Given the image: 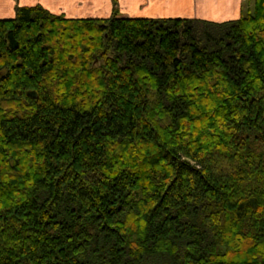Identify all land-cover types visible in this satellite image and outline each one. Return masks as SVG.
<instances>
[{"label": "trees", "instance_id": "1", "mask_svg": "<svg viewBox=\"0 0 264 264\" xmlns=\"http://www.w3.org/2000/svg\"><path fill=\"white\" fill-rule=\"evenodd\" d=\"M245 6L0 19V264H264V0Z\"/></svg>", "mask_w": 264, "mask_h": 264}, {"label": "crops", "instance_id": "2", "mask_svg": "<svg viewBox=\"0 0 264 264\" xmlns=\"http://www.w3.org/2000/svg\"><path fill=\"white\" fill-rule=\"evenodd\" d=\"M213 2L212 5L207 2ZM244 1V0H243ZM242 0H118L119 13L129 18H205L241 14ZM41 5L55 15L71 19H108L110 0H0V19H11L18 7ZM215 7V8H214ZM212 12H209V9Z\"/></svg>", "mask_w": 264, "mask_h": 264}, {"label": "rangeland", "instance_id": "3", "mask_svg": "<svg viewBox=\"0 0 264 264\" xmlns=\"http://www.w3.org/2000/svg\"><path fill=\"white\" fill-rule=\"evenodd\" d=\"M110 1L112 3V6H113V11L115 9L120 10L118 0L116 3H114L112 0H110ZM212 3L213 2H210V1L207 2V4H209V5H212ZM242 4L243 5H241V8L245 5H246L245 8L252 6V0H244ZM35 6H37V5H35ZM209 12H212L211 8L209 9ZM123 17H125V16H123ZM241 17H242V15L240 14L239 16H230V17L215 16V17H207V19H205V18H187V19H197V20L210 21V22H216V23H225V22L239 20ZM127 18H129V17H127ZM148 19H165V18H148ZM168 19H174V18H168ZM100 20H106V19H100Z\"/></svg>", "mask_w": 264, "mask_h": 264}]
</instances>
